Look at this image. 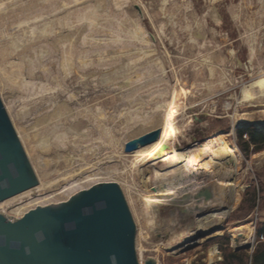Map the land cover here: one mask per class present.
Segmentation results:
<instances>
[{"label":"rangeland","instance_id":"374dc122","mask_svg":"<svg viewBox=\"0 0 264 264\" xmlns=\"http://www.w3.org/2000/svg\"><path fill=\"white\" fill-rule=\"evenodd\" d=\"M108 2L110 15L121 14L122 20L114 18L113 21H129L125 26L133 31L129 36L132 38L125 40L131 44L133 41L140 43L139 47L132 48L134 54L157 62L164 69L162 84L156 80L154 84L160 83L159 85L137 92L134 90L136 88L133 89V83L140 86L142 81L138 78H142L143 73L137 74L135 71L119 77L116 81H110L107 75L115 69L109 64L124 52L106 54L103 57L104 65L100 68L88 66L85 71L80 70L85 61L89 64L91 60H98L97 57H92L91 60H75L74 63L78 64L79 69L74 67L67 74L54 63H47L27 75L22 58L25 57L28 61L31 58L30 51L25 52L22 47H18L17 54L11 55L14 52L11 46L18 35L27 32V28L33 24L41 25L44 23L43 19L32 22L29 26L12 27L5 35L0 34V70L3 73L11 72L18 67L24 71L18 78L7 72V75L4 74L9 77H6V88L3 89L0 85V96L9 116L12 115L10 118L14 127L26 135H36L46 129L49 133H56L50 134L55 135L52 143L60 144L55 149L43 148L39 144L43 133L27 144L28 153L34 154L32 165L35 171L42 170L48 180L52 181V185L64 184L65 182H60L62 179L91 175L92 178L90 176L86 181L93 185L97 180L102 183L114 181L121 186L124 194L123 186L127 184L131 187V194L138 197L142 211H145V215H136L129 204L137 226L136 249L141 264L151 258L157 264H229L227 258L232 253L247 261L256 250L258 229L264 222V150L250 156L245 155L240 146L238 132L259 130L252 122L264 120V103H246L242 97L244 87L258 77L259 63L264 62V15L258 16L261 12L264 13V0ZM93 5L94 0H81L68 6L66 11H93L98 17L93 22L95 25L102 22L99 19L106 7L103 5L100 10H96ZM58 14L54 18H61L65 13ZM249 25L256 26V29H249ZM62 31L57 30L51 38H56ZM251 34L262 41L260 48L263 47L255 59H252L247 43ZM108 38L107 35L100 36L97 42L104 44ZM193 38L196 40H192ZM24 52L25 56L17 57ZM41 89L47 90L42 93ZM126 89L128 90L125 91ZM124 96L127 97V106L126 102H122ZM162 104H166L165 107L162 108ZM169 104H174L178 111L174 142L176 147L188 152L204 150L209 143L211 146L202 152L200 165L192 167L195 175L192 174L190 180L184 181L187 185L191 182L190 187L184 188V184H179L169 193L172 200L179 197L181 204L174 203L172 206L171 201L168 203L162 198H153V201H163L154 203L157 209L151 214L148 209L150 204H145V197L154 195L151 191L146 192L142 172L145 170V174L151 176L148 170H162L165 164L159 160H144L133 164V158L129 157L132 153L126 154L124 146L128 141L156 129L145 127L148 130H130L146 116L164 114ZM61 105H66L71 111L68 124L65 125L63 122L66 121L63 120L58 123V128H55L56 125L49 128L42 125L40 120L51 117ZM97 114L101 128L93 123V117ZM78 125L81 127L75 130ZM130 131L134 133V137L126 139L125 136ZM244 140L249 141L248 134L244 136ZM221 142L232 147L239 156L240 165L234 173L236 187L228 184L226 179L222 180V176L233 168H227V158L217 152L220 147L217 144ZM189 172L191 169L186 173ZM62 175L65 177L58 178ZM132 176L134 177L131 178ZM83 181L78 182L77 188L86 185ZM148 186V190L155 188L152 183ZM213 187L227 195L238 191L239 203L230 212L226 209V204L204 209L203 205L214 200ZM241 187L244 189L240 190ZM37 188L31 190L30 195L22 194V198L19 195L20 199L14 197V203L39 195ZM203 189L211 192L212 199L207 201L193 198ZM185 195L188 198L183 200ZM185 209L193 212H183ZM208 216H214L212 219L226 216V219L220 225L222 228H215L218 229L216 232L194 239L199 233L198 222H203ZM250 229L254 231L252 246L236 247L235 242L241 246ZM214 248L217 249L219 257L212 262L210 252Z\"/></svg>","mask_w":264,"mask_h":264},{"label":"water","instance_id":"95a60500","mask_svg":"<svg viewBox=\"0 0 264 264\" xmlns=\"http://www.w3.org/2000/svg\"><path fill=\"white\" fill-rule=\"evenodd\" d=\"M105 7L101 15V21L105 23L96 25L93 34L87 35L92 39L87 43L82 37L88 31V24L74 21L73 26L61 34L71 36L75 41L59 44L40 55V64L36 50H28L30 59H35L33 69L47 63L59 66L58 62L68 54L74 56V61L82 59V55H89L90 60L97 57V61L91 60L87 66L100 68L106 54L124 52L109 64L115 71L107 76L110 81H116L144 65L155 64L131 50L140 46L138 41H133L134 45L127 49L113 40L108 21L115 23L114 18H122L121 14H109V2ZM61 34L55 37L59 38ZM103 35L109 36L107 42L98 43V37ZM50 41L53 44L52 38ZM137 84L133 83V88L142 89L146 85L144 81L140 86ZM164 130L163 124L128 141L124 146L125 153H134L157 143ZM42 133L26 135L15 128L0 96V264H141L136 249L137 226L121 186L114 181L95 182L92 187L80 190L76 187L78 178H75L26 201L14 203V197L40 186L39 174L32 165L34 154L28 153L26 145ZM194 196V199H212L208 189L200 190ZM187 198L186 195L182 197L183 200ZM217 230L212 229L208 234ZM206 235L198 233L194 239ZM145 264H157V261L151 258Z\"/></svg>","mask_w":264,"mask_h":264},{"label":"bare ground","instance_id":"6f19581e","mask_svg":"<svg viewBox=\"0 0 264 264\" xmlns=\"http://www.w3.org/2000/svg\"><path fill=\"white\" fill-rule=\"evenodd\" d=\"M79 1H81V0H0V34L5 35V33L7 31H10V29L12 27H15V26L16 27L17 26L20 27L23 25L29 26V25H31L30 23H32V22L35 23L36 21H39L41 19H43L42 21H44V23H42L41 25L39 23V25H36V26H34V24H33V26H29L27 28L28 29L27 32L24 31L22 35H18L17 38L15 39V41L12 43V46H11V49H13L14 52H11L10 54L11 55H13V53L17 54V51H18L17 48L18 47H22V50H25V52L30 50V49H34L37 52V60H38L37 62H38V64H40V62H41V60L39 59L40 55H43L44 53L48 52V50H52L56 46L58 47L59 44L75 41V39L73 37L68 36V35H63L61 33H60L61 36L59 38L56 37L53 39L54 40L53 44L50 41V38L56 34L57 30H60V31L64 30L65 31L66 28L73 26L72 25L73 21H77V22L87 21V22H89V23H87L88 24L87 25L88 31H86V33L83 35L82 40L85 43H87L88 40H92V39H89L88 36L93 34V32L96 30L97 24L93 25V22L98 19V17L96 16V13L93 11H90V10L82 11V12L79 11L78 13L77 12H70L68 10L66 11V9H68L67 8L68 6H70L72 4H76ZM107 2H108V0H94L93 6L96 10H100V8H102L103 5L105 6ZM260 2H262V0H260ZM58 13H63V14L65 13V14L61 18H54V16L56 14L59 15ZM57 15L55 17H57ZM263 15H264V13L261 12L258 16H263ZM100 20L101 19H99V21ZM104 23L101 22L98 24L101 25ZM115 23L108 21V24H111V26H112V30H110V31L113 34V36L116 37L113 40H116V41H119L120 43H122L123 48H127V49L129 48L130 49L131 46H133V45L130 43V41L127 42L125 40V38H132L129 36H130V34L133 33V31H129L128 27L125 26V25L129 24V21L126 20V21H124V23H123V21L115 22ZM252 27L253 26H250L249 29H253V28H254V30L256 29L255 28L256 26L253 28ZM122 35L124 37H122ZM198 38H200V37H198ZM192 40H196V38H193ZM247 41H248L247 42L248 46L250 48L252 59L257 58L259 55V52L263 48V47L260 48L262 41H260L259 38L254 37L252 34L250 35V37ZM23 54L19 53V55H17V57L18 56L20 57V55L22 57L25 56V54L24 55ZM88 56L89 55H84V56L82 55V59L86 60L89 58ZM103 56L104 55H102V57ZM22 59L25 62V67H26V69H25L26 73L25 74L31 75L33 70H34L33 68L36 65L35 60L34 59H28V61H27L25 57H23ZM73 59H74V56L71 54L70 55L68 54L67 57L63 58V60L58 62L60 69L65 74H67L69 71H72L74 69V67H78V64H75ZM82 59H80V60H82ZM137 61H139V60H137ZM85 63H86V61H85ZM85 63L82 64V66L80 67V70L82 69L83 71H85V69L88 67L87 63L86 64ZM255 64H257V63H255ZM42 66H43V64H42ZM124 67L125 66H123L122 68H124ZM12 69H13V67H12ZM78 69H79V67H78ZM7 70H9V69H7ZM257 70H258L257 73L259 74L258 77L253 82H251L250 84H247L242 91L243 101L246 103H257V102L264 103V62L259 63ZM3 71H5V70H3ZM1 72L2 71L0 70V85L3 89H5L6 88V81H8V80H6L7 76L5 77L4 74L7 75V72H9V71L4 72V73L2 72L3 75ZM23 72H24L23 70H19V68L16 67L11 72H9L8 74H10V75L12 74L14 76H17V78H18V77L23 75ZM139 72L143 73V76H142V78H138V80L144 81L146 84L145 87H143L142 89H144V88L149 89V88H151L150 86L159 85L160 83L162 84V82L164 81V78H163L164 69L157 62H155V64H147V65H144L143 67H140L137 70V74H139ZM7 78H9V77H7ZM156 80H159L160 83L154 84ZM128 89L130 90V88H128ZM128 89H126L125 91H127ZM46 90L41 89L42 93L45 92ZM134 90L137 92H140L139 91L140 88L134 89ZM31 93H34V91H32ZM27 95H28V93H27ZM126 96H124L125 98L123 97L124 98L122 101L123 104H124V102H126V100H125V99H127ZM121 98H122V96H121ZM125 104H126V106L128 105L127 102ZM165 105L166 104H162L161 107L163 108V107H165ZM171 105L172 104H169V106H167V111L164 113V116H161V115L158 116V114L152 115V116H146L148 118L145 117L142 122H137L130 129L131 131L135 132L138 130L141 131V129L144 130L147 127L150 129H152V128L154 129V128H157L159 126H162L163 124L165 125V130L163 132V135H162V138L160 139V141H158L157 143L150 145L148 147L141 148L129 156V157L133 158V164L141 163L144 160L145 161L146 160H150V161H158L159 160V162H162L163 164H165L164 165L165 167L162 170H156V169L148 170L147 172H150L151 176L146 175L145 170L142 172L143 173L142 178L144 179L146 192L151 191L154 196H158V197H154V196L153 197H148V196L145 197V204H150L148 209H149V212L151 214H154L156 212V209H157V205H155L154 203L162 202L163 200L165 202L171 201V205L173 206L174 203L176 205H178L180 202H182L179 200L180 199L179 197L178 198L176 197L177 198L176 200H172L173 197H169V193H171L172 190L176 186H178L179 184H184V181L190 180L189 178L192 177V174L195 175L192 167L198 165L200 163V161H202V152L211 146V144L209 143L204 147V150L195 149V150H190L188 152H183L176 147L174 142L176 139V117H177L176 115H177L178 111L175 110V108L173 106L174 104L172 106ZM12 109H13V107H12ZM70 112L71 111L68 110V107L66 105H61V106L57 107V109L55 110L54 114L51 117H45V118L41 119L40 122L46 128H49L52 125H56L55 128H58V126H57L58 123L62 122L63 120L66 121V122H63L65 125L68 124V122L70 121V119H69L70 118V115H69ZM154 114H156V113H154ZM17 115H19V114H17ZM10 116H12V115H10ZM98 117H99L98 114H97V116L95 115L93 117V119H94L93 123L97 124V126L99 128H101V126H100L101 121L99 120ZM48 122H51V123L49 124ZM249 124H251V123H249ZM252 125H254L260 131L264 132V120H261L259 122L257 121L255 123L252 122ZM80 127H81V125L76 126L75 130H78V128H80ZM146 130H148V129H146ZM131 131L128 132V134L125 136L126 139H130V137H134V135H133L134 133H131ZM49 132L46 129H44V132H43L44 136L40 137V140H39L40 146H42L45 149L48 147H51L52 149L60 147V144L56 143L54 145L52 143L53 142L52 137L55 138L56 133H49ZM50 134H55V135H50ZM109 139L113 144H115V141L112 140V138L109 137ZM63 145H65V144H63ZM217 145L220 146L217 150L218 154L224 155L225 158H227V161L225 162V164H228V165H226L227 168L229 166L231 168H233L232 171L226 172L222 176V180L226 179L228 184H231L232 187H236V182H235L236 175H234V173H235L236 167H238L240 165L239 156H237V152L235 150H233V148L230 147L229 145H227L226 143L221 142V143H218ZM27 148L28 147L26 145V149ZM190 169H191V172L186 173ZM131 171H133V170H131ZM36 172L39 174V179L41 181V185L36 190V192L38 191L37 193L41 194V193H44V192H46L52 188H55V187H58L59 185H62V184L52 185L51 184L52 181L48 180V177L46 176V174L42 170L37 169ZM90 176L91 175H81V176H77L74 178H70L69 180H68V178H66L65 180L64 179L60 180V182L67 183V182H69L75 178H78V180L76 182V187H77V184L79 181H83V180L86 181V179L90 178ZM60 177H65V176L62 175V176H59L58 178H60ZM133 177L134 176H132L131 178H133ZM91 178H92V176H91ZM93 182H95L94 179H93ZM96 182H98V180ZM131 182H134V181H131ZM84 183H86V185H84L83 187L81 186L82 188H78V189H80V190L87 189L88 187L90 188L93 185V183H87V181ZM149 183H152L155 186V188H150L148 190ZM190 184H191V182L188 185L184 184L183 186H184V188L185 187L189 188ZM210 185H211V183H210ZM123 188L125 190L127 200L129 202L131 208L133 209V211L136 213V215H137V213H140V214L144 213V215H145V211H142L138 197L131 194V192H130L131 187L129 188L127 186V184H125L123 186ZM243 189H244L243 187L240 188V190H243ZM213 190H214L213 191L214 192V196H213L214 200L209 201L210 203L209 204L207 203L208 205L205 202H203L206 204V205H203L204 209H209V208L211 209V208L220 206L221 204H223V205L226 204V209L230 212L239 203L240 197H239L238 191L236 192V190H235V194L229 193V195H227V194L221 193V191L215 187H213ZM30 193H31V191L26 192V194H29V195H30ZM26 194L24 193V195H26ZM23 196H22V194L20 195L21 198ZM16 198H19V196ZM30 198H32V197H30ZM153 198H155V199L156 198H162L163 200L161 199L162 201L161 200L153 201ZM18 203H20V202H18ZM175 207H177V206H175ZM186 209H187V207H186ZM186 209L184 210V212H186V213H190L192 211L190 209L189 210H186ZM170 212H172L171 209H170ZM212 217H214V216H208L205 218V220L203 222H198L197 231L199 233L208 234L211 232L212 229H215L217 226H218V228H222V226H220V225H222V223L225 221L226 216H223L222 218H219V219L218 218L212 219ZM217 222H219V224ZM198 232H194V234H197ZM253 233H254L253 229H250L248 231V234L246 235V237H244L243 243L241 242L242 245L241 246L237 245L240 243H238L236 241L235 246L236 247H251L252 242H253V235H254ZM194 234H191V235H194ZM218 257H219V253H218L217 249L214 248L210 252V260L213 262Z\"/></svg>","mask_w":264,"mask_h":264},{"label":"trees","instance_id":"16d2710c","mask_svg":"<svg viewBox=\"0 0 264 264\" xmlns=\"http://www.w3.org/2000/svg\"><path fill=\"white\" fill-rule=\"evenodd\" d=\"M240 139V146L243 153L250 156L253 153H258L264 150V133L256 129L240 130L238 132ZM249 135V141L244 140V136ZM253 148V149H252ZM227 261L229 264L238 262L239 264H264V222L260 224L258 229V244L253 255L247 258L239 257L232 253Z\"/></svg>","mask_w":264,"mask_h":264}]
</instances>
